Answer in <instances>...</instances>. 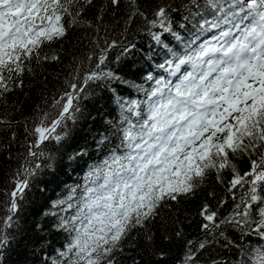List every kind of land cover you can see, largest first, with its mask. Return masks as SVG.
<instances>
[{"label":"snow or ice","instance_id":"obj_1","mask_svg":"<svg viewBox=\"0 0 264 264\" xmlns=\"http://www.w3.org/2000/svg\"><path fill=\"white\" fill-rule=\"evenodd\" d=\"M93 8L96 14L89 18ZM174 14L195 21L189 39L173 30ZM137 18L167 49L168 57L156 65L166 75L148 73L150 88L134 85L143 99L117 97L118 143L89 166L82 184L53 202L55 227L68 239L51 264H121L125 256L142 264L126 252L141 235L162 264L169 253L155 247L154 223L167 212L179 224L182 205L201 194L197 215L204 235L187 240L174 264H201L200 254L212 245L235 258L211 264H264V0H155L147 8L144 0H102L98 7L96 0H0V105L6 107L9 95L24 88L25 76L45 63H62L52 45H62L70 31L81 30L78 43L89 49L83 59L72 58V79H65L70 90L53 97L50 110L37 105L31 126L25 119L27 155L0 216V260L13 240L18 200L41 167L32 160L46 156L41 148L46 141L64 138L57 129L80 111L75 101L84 87L72 81L82 79L87 86L118 79L106 70V61L122 42L110 39L109 30L122 25L126 39ZM164 33L180 42V51L164 43ZM130 47L135 45L123 51ZM11 116L0 113V133L20 124ZM9 139H16L15 131ZM107 141L103 135L98 144ZM241 161L247 163L243 170ZM173 237L183 239V229L163 239L171 243Z\"/></svg>","mask_w":264,"mask_h":264},{"label":"trees","instance_id":"obj_2","mask_svg":"<svg viewBox=\"0 0 264 264\" xmlns=\"http://www.w3.org/2000/svg\"><path fill=\"white\" fill-rule=\"evenodd\" d=\"M96 2L98 7L102 0ZM154 2L155 0H144V6L147 8ZM87 14L89 18L94 17L96 8L90 9ZM182 23L186 25L185 28L180 27ZM194 23L195 21H183L181 16L174 14L173 30L187 40L190 33L195 31ZM121 31L122 25L117 26L114 31L109 30V38L122 43L109 52L106 61V70H111L118 79L89 82L87 86L82 84V79L72 81L84 87L79 99L75 101L80 111L75 114V121L68 120L63 130L57 129L64 138L59 143L55 140L45 142L41 148L46 156L32 160L33 165L40 163L41 167L36 170L35 175L29 177V187L18 200L16 225L11 230L13 240L4 250L0 264H51V258L56 256L57 249L62 248L68 239L67 233L58 231L55 227L58 218L51 215V212L56 211L53 209V202L67 195L70 186L82 184L89 166L102 160L118 143L113 135V125L118 123L120 114L119 105L116 103L117 97L123 100L143 99V94L134 85L150 88L152 82L146 80L148 73L166 75L157 69L156 65L168 57L167 49L152 39L142 19L137 18L131 25L125 34L126 39L120 35ZM213 34L215 33L207 35ZM82 35L81 30H72L62 45H52L60 51L62 63H45L37 68L34 76H25L24 88L9 95L6 107L0 105V113L11 112L10 118L20 122L13 129L0 133V216L5 215V204L9 199L6 193H10L14 187L13 177L25 163L27 155L25 119H28L31 126V118L36 114L37 105L44 110H50L52 98H59L65 90H70L67 89L65 79H72L69 68L72 58L77 56L83 59L89 50L84 44L78 43ZM162 39L174 50H181L182 45L171 33H164ZM132 44L135 45L134 48L130 47L129 51H123V48ZM182 70H188L187 66ZM11 131L16 132L14 141L9 139ZM103 135H107L109 141L99 145L98 141ZM77 153L81 155H76ZM246 166V161L240 162L242 170ZM216 187L218 192L222 191L219 186ZM202 199L201 194L182 205L179 224L173 223L171 213L167 212L162 219L154 223L152 231L155 233V247L169 253L168 259L162 264H174L187 240H195L204 235L199 227L200 217L197 215ZM230 207L231 202L221 209L222 214H226ZM177 227L183 229L184 238L176 241L173 237L171 243L165 241L163 236L172 234ZM228 234L238 235L231 229H228ZM126 252L141 259L142 264H157L155 257L148 251L142 235L138 238L137 247L126 249ZM234 258L231 251L222 249L219 245L210 246L199 256L201 264ZM121 264H131V260L127 256L122 257Z\"/></svg>","mask_w":264,"mask_h":264}]
</instances>
